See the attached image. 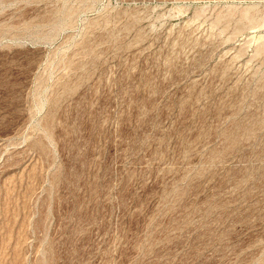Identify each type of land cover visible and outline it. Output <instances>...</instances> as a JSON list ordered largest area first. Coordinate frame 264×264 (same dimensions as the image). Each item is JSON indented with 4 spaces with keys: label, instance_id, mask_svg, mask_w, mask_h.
Instances as JSON below:
<instances>
[{
    "label": "rangeland",
    "instance_id": "1",
    "mask_svg": "<svg viewBox=\"0 0 264 264\" xmlns=\"http://www.w3.org/2000/svg\"><path fill=\"white\" fill-rule=\"evenodd\" d=\"M0 264H264V0H0Z\"/></svg>",
    "mask_w": 264,
    "mask_h": 264
}]
</instances>
